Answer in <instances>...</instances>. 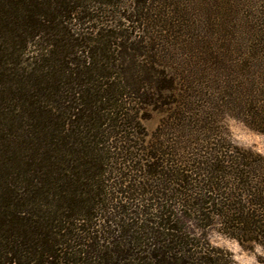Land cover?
Masks as SVG:
<instances>
[{
    "label": "trees",
    "instance_id": "trees-1",
    "mask_svg": "<svg viewBox=\"0 0 264 264\" xmlns=\"http://www.w3.org/2000/svg\"><path fill=\"white\" fill-rule=\"evenodd\" d=\"M89 1L0 0V264H237L208 229L264 250V157L223 125L264 134V2L131 0L93 39Z\"/></svg>",
    "mask_w": 264,
    "mask_h": 264
},
{
    "label": "rangeland",
    "instance_id": "rangeland-1",
    "mask_svg": "<svg viewBox=\"0 0 264 264\" xmlns=\"http://www.w3.org/2000/svg\"><path fill=\"white\" fill-rule=\"evenodd\" d=\"M123 2L124 3H121L117 8V6H108L104 4L100 5L98 2L95 3L93 0H90L88 3L90 6L87 5L88 9H86L85 13L79 14L80 21L78 20V23L75 22V20L72 21V24L70 25L71 29L74 31V33L77 32L78 34H82L85 37H91L93 39L99 37L98 33L107 34L108 31L119 32V30H126L125 28H127V25L125 27L124 24L126 23L123 19V14L126 8L128 9L131 6V0H123ZM170 2L172 4L168 9L173 10L175 8H179V12L180 10L185 8L184 11L179 14V16H186L188 14L190 15V13H193V11L195 12V10H201L200 8L203 6V4L201 5V0H171ZM193 2H195L196 5L193 6ZM262 2H264V0H254L252 2V6L258 9L260 7L259 5H261ZM192 6L197 8L191 11L193 8ZM242 10L244 13H247L248 11L246 6L243 7ZM202 16H199L198 14L197 20H203ZM198 24H200V22H198ZM134 36L135 35H133V37ZM102 40L103 42L101 43V45L103 43L106 44L107 41L111 39L108 37H103ZM41 45L46 46L45 43L38 42V40L34 41V43L28 49V52H30L29 55L37 52ZM79 56L81 60L84 59V55L80 54ZM141 110L142 111H140L139 116H141L144 112V109ZM161 119L162 114L158 112H152V117L150 119H141V121L148 132L151 133L157 128ZM223 125L227 128L228 136L230 137L233 144L264 157L263 133L254 131L247 127L240 120L231 117L225 118ZM196 233L197 235H201L202 233H204L203 235L206 236L207 240L213 246L229 252L237 264H264V250L260 246H255L253 249L243 248L239 244V242L229 238L223 233H220L216 229H208L205 230V232H202V230H198V232Z\"/></svg>",
    "mask_w": 264,
    "mask_h": 264
}]
</instances>
